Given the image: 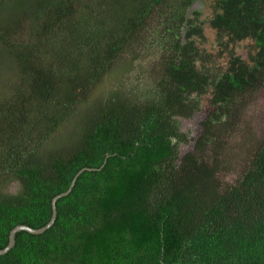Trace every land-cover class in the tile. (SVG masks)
Masks as SVG:
<instances>
[{
  "label": "trees",
  "instance_id": "1",
  "mask_svg": "<svg viewBox=\"0 0 264 264\" xmlns=\"http://www.w3.org/2000/svg\"><path fill=\"white\" fill-rule=\"evenodd\" d=\"M196 2L0 0V250L76 178L0 264H264V139L235 185L218 179L264 90V0ZM125 54L157 74L148 94L99 93Z\"/></svg>",
  "mask_w": 264,
  "mask_h": 264
},
{
  "label": "rangeland",
  "instance_id": "2",
  "mask_svg": "<svg viewBox=\"0 0 264 264\" xmlns=\"http://www.w3.org/2000/svg\"><path fill=\"white\" fill-rule=\"evenodd\" d=\"M212 0H197L195 5L189 12V15H192L194 12H202L207 14L209 10L207 9L208 5ZM215 31L206 28V34L208 41L203 43L202 48L206 49L208 53L214 55V59L217 61L213 63L212 66L215 69L221 68V64L225 63L224 59H219L221 54L219 48L214 43L215 41ZM250 43H245L237 47V53L241 55H246L247 51L250 49ZM145 56L148 57L143 62L146 65L147 63H152L155 65L154 51L157 50L151 47L143 46ZM131 60L130 54H125L116 62V67L114 68L113 73L107 75L104 78V81L97 88L99 93H108L112 92L115 89H120L123 92L130 93L134 96L148 94L149 89L152 87L155 74L150 68H137L132 71H129L124 65L129 63ZM137 64V63H136ZM136 68V66H135ZM126 70L125 73L122 71ZM104 82V83H103ZM102 95L101 97H103ZM204 100V99H203ZM212 110L210 105L202 106L203 114H209ZM242 119L240 124V131L236 133H227L224 136L225 149H223L220 155L219 162V174L218 179L223 186V189H227L235 185L240 178L241 172L249 164V160L252 156V153L255 151V147L264 139V90L256 94L250 102L246 110L243 111L240 116ZM202 119H200L201 121ZM72 121L65 125V127L71 126ZM183 131L194 130V125L190 121L182 122ZM199 129V128H198ZM67 138V134L63 133L58 136L57 142H63ZM188 147V146H187ZM186 146L182 148L187 150ZM212 157L213 154L210 153Z\"/></svg>",
  "mask_w": 264,
  "mask_h": 264
},
{
  "label": "water",
  "instance_id": "3",
  "mask_svg": "<svg viewBox=\"0 0 264 264\" xmlns=\"http://www.w3.org/2000/svg\"><path fill=\"white\" fill-rule=\"evenodd\" d=\"M75 182H76V178L74 179V181H73V183H72V185H71V187L69 188L68 191L58 195L57 197H55L53 199V202H52V205H53V216H52V219L50 220V222L46 226H44V227H42L40 229H33V228L28 227L26 225H18V226H16L10 233V238H9L8 245L4 249L0 250V255H4V254L8 253L15 246L16 234L18 232L26 231V232L31 233V234H42L48 228L53 226V224L55 223L56 218H57V206H56V203H57L58 199L67 196L71 192L72 187L74 186Z\"/></svg>",
  "mask_w": 264,
  "mask_h": 264
}]
</instances>
